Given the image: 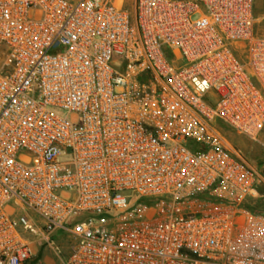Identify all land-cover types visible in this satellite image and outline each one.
I'll return each instance as SVG.
<instances>
[{"label":"built area","instance_id":"1","mask_svg":"<svg viewBox=\"0 0 264 264\" xmlns=\"http://www.w3.org/2000/svg\"><path fill=\"white\" fill-rule=\"evenodd\" d=\"M253 8L0 0V264H264Z\"/></svg>","mask_w":264,"mask_h":264},{"label":"rangeland","instance_id":"2","mask_svg":"<svg viewBox=\"0 0 264 264\" xmlns=\"http://www.w3.org/2000/svg\"><path fill=\"white\" fill-rule=\"evenodd\" d=\"M115 4L128 6L134 0H113ZM254 16H255V29L260 34H264V0H254ZM231 143L242 152L247 153L251 162L258 167L264 176V149L263 146L253 140L247 139L235 132H229L227 135ZM261 195L257 196L255 205L258 209H264V184L261 187ZM61 237V235H59Z\"/></svg>","mask_w":264,"mask_h":264},{"label":"crops","instance_id":"3","mask_svg":"<svg viewBox=\"0 0 264 264\" xmlns=\"http://www.w3.org/2000/svg\"><path fill=\"white\" fill-rule=\"evenodd\" d=\"M42 263L43 264H54L52 256L45 253L42 257Z\"/></svg>","mask_w":264,"mask_h":264}]
</instances>
